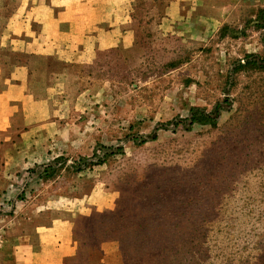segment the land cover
Wrapping results in <instances>:
<instances>
[{
	"label": "rangeland",
	"instance_id": "obj_1",
	"mask_svg": "<svg viewBox=\"0 0 264 264\" xmlns=\"http://www.w3.org/2000/svg\"><path fill=\"white\" fill-rule=\"evenodd\" d=\"M263 20L264 0H0V58L42 73L47 103L0 130V264L52 215L70 234L37 264H264V69L240 67L264 64ZM44 21L103 41L33 58Z\"/></svg>",
	"mask_w": 264,
	"mask_h": 264
},
{
	"label": "crops",
	"instance_id": "obj_2",
	"mask_svg": "<svg viewBox=\"0 0 264 264\" xmlns=\"http://www.w3.org/2000/svg\"><path fill=\"white\" fill-rule=\"evenodd\" d=\"M51 22L45 23L42 26L41 24V36L39 37V41L29 40L25 42V46H27L26 50H22L29 54V56H42L44 58L53 57L54 59H58V61L64 62L67 66L68 63L72 62V58L76 56L78 53L91 52L95 48H98L101 44L100 34H94L91 32H83V27L80 28L82 30L81 33L78 34L80 39L77 41L68 40L67 42L59 41L60 33L54 34V36H45V29L49 28ZM110 26L102 28V30H109L113 32V35L116 36V44H121L122 41L125 40L127 36V30H122L119 26H113L109 29ZM85 30V28H84ZM65 33V32H64ZM73 37L74 33L71 32V29L68 31V36ZM36 43V44H35ZM34 46L36 49L29 48ZM50 74L54 76H59V73L50 72ZM45 77H43L42 73L34 74L33 66L29 65L27 62L13 63L7 62L5 59L0 58V130L4 129H12L18 127L23 124V120H20L17 116L20 112L25 113L28 110L30 104L28 102H40L39 108L47 107L46 99L40 97V95H34L35 92L29 91V86L32 81L40 82L43 81ZM49 80H51L49 78ZM34 93V94H33ZM22 113V114H23ZM37 118H31L26 126L29 124L33 125H41L45 126L51 122L53 119H43L41 121V117L36 116ZM25 125V124H24ZM34 127H30L28 131H30L31 144L38 145L42 139H40L37 134L31 133ZM27 132V131H26ZM26 132H23L21 136H23ZM40 135V134H39ZM11 137L5 138L4 141L10 140ZM12 155H15L12 153ZM18 152H17V155ZM13 156L9 157V160H12ZM64 216L67 215V212H63ZM62 216L54 217L47 220L43 224L36 225L32 230L21 233L20 235L13 236L11 239L6 242L8 245L9 257L7 262L5 258H1V264H37V260L41 255V251L44 247L48 245H52L59 241L60 236L69 233V228L66 224V218L62 219ZM61 227L65 231L61 233ZM33 238V245L28 241Z\"/></svg>",
	"mask_w": 264,
	"mask_h": 264
},
{
	"label": "trees",
	"instance_id": "obj_3",
	"mask_svg": "<svg viewBox=\"0 0 264 264\" xmlns=\"http://www.w3.org/2000/svg\"><path fill=\"white\" fill-rule=\"evenodd\" d=\"M264 22V20H263ZM264 25V24H262ZM240 67H246V68H250V69H264V64L260 65L258 64L255 60H246L245 63L240 64ZM190 123L193 122H199V123H210V124H214V120L212 118H210V116H208L207 114H204L203 112L199 111L196 108H190ZM102 161V160H100ZM100 161H98L97 163H100ZM56 163L55 162L54 166H47V168L44 169V175L48 176L51 173H53L55 171V167H56Z\"/></svg>",
	"mask_w": 264,
	"mask_h": 264
}]
</instances>
